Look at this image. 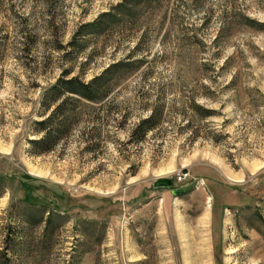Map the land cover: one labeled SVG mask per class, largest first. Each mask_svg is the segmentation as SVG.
<instances>
[{
    "label": "rangeland",
    "instance_id": "374dc122",
    "mask_svg": "<svg viewBox=\"0 0 264 264\" xmlns=\"http://www.w3.org/2000/svg\"><path fill=\"white\" fill-rule=\"evenodd\" d=\"M116 63L34 154L46 90ZM0 264H264V0H0Z\"/></svg>",
    "mask_w": 264,
    "mask_h": 264
},
{
    "label": "trees",
    "instance_id": "16d2710c",
    "mask_svg": "<svg viewBox=\"0 0 264 264\" xmlns=\"http://www.w3.org/2000/svg\"><path fill=\"white\" fill-rule=\"evenodd\" d=\"M121 7V6H120ZM120 15L121 12L116 11L111 14L101 15L99 20L91 23L81 24L76 31L77 36L67 43V47L70 48L72 53H80L84 49L81 42L85 39L90 32H104V23L109 22L111 24L115 20V15ZM116 15V16H117ZM101 29V30H99ZM78 41V42H77ZM81 43V44H80ZM68 55V53H67ZM121 64L116 63L110 65L107 69H104L101 74L91 79L90 81H82L78 77L61 78L50 86L45 94V97L41 103V106L46 111H50V114L46 118L39 119V121L33 122L35 130L34 135L37 136L34 140H29V144L35 151L34 154L40 155L52 151L57 143L64 139L71 129L77 124V118L75 117L76 103L85 100L90 103H98L107 98L111 93V78L112 75L119 70ZM67 72L63 73L65 76ZM74 104V105H73ZM159 112H153L147 118L141 120L136 127L132 130L131 136H134L135 141H141L144 139L145 134L152 130L157 123V115Z\"/></svg>",
    "mask_w": 264,
    "mask_h": 264
},
{
    "label": "built area",
    "instance_id": "2783aa9c",
    "mask_svg": "<svg viewBox=\"0 0 264 264\" xmlns=\"http://www.w3.org/2000/svg\"><path fill=\"white\" fill-rule=\"evenodd\" d=\"M189 178H190L189 172L186 170H181L175 175L173 179H174V183L183 184L186 183L188 180H190Z\"/></svg>",
    "mask_w": 264,
    "mask_h": 264
},
{
    "label": "water",
    "instance_id": "95a60500",
    "mask_svg": "<svg viewBox=\"0 0 264 264\" xmlns=\"http://www.w3.org/2000/svg\"><path fill=\"white\" fill-rule=\"evenodd\" d=\"M172 184V181L168 178H164V177H160L159 179H156V181L154 182L153 186L154 187H166V188H169ZM181 192V190H176L175 192H172V194H175L176 193H179Z\"/></svg>",
    "mask_w": 264,
    "mask_h": 264
},
{
    "label": "bare ground",
    "instance_id": "6f19581e",
    "mask_svg": "<svg viewBox=\"0 0 264 264\" xmlns=\"http://www.w3.org/2000/svg\"><path fill=\"white\" fill-rule=\"evenodd\" d=\"M230 180H231V181H234V180H232V179H230ZM235 181H236V180H235ZM235 181H234V182H235Z\"/></svg>",
    "mask_w": 264,
    "mask_h": 264
}]
</instances>
